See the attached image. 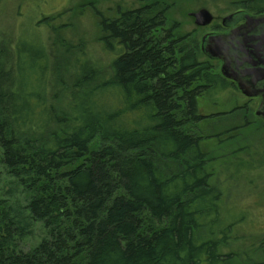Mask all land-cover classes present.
Masks as SVG:
<instances>
[{
    "label": "trees",
    "instance_id": "trees-1",
    "mask_svg": "<svg viewBox=\"0 0 264 264\" xmlns=\"http://www.w3.org/2000/svg\"><path fill=\"white\" fill-rule=\"evenodd\" d=\"M137 1L101 21L106 58L60 39L57 17L38 21L54 44L0 33V183L25 197L0 192V264H252L229 249L243 214L221 205L200 127L198 100L227 82L196 62L172 0Z\"/></svg>",
    "mask_w": 264,
    "mask_h": 264
},
{
    "label": "rangeland",
    "instance_id": "rangeland-1",
    "mask_svg": "<svg viewBox=\"0 0 264 264\" xmlns=\"http://www.w3.org/2000/svg\"><path fill=\"white\" fill-rule=\"evenodd\" d=\"M171 2L176 5L174 19H177L180 31L191 34V41H199L205 31L195 27L189 13L205 8L214 17H221L230 7L228 0ZM139 5L137 0H0V33L8 37L20 31L28 37L43 35L54 44L58 41V32L39 25L38 21L57 17L49 26H67L60 31V39L67 42L81 37L90 52L106 58L99 40L101 21L114 20L117 10L134 9ZM211 87L198 100L200 114L208 117L200 127L202 135L210 138L204 142V150L210 152L208 171L213 175L211 184L220 190L224 209L232 207L243 214L241 222L229 234V249L235 255H244L246 250L253 257L252 264L254 259L256 264H264V122L254 116L255 99H248L241 93H217L216 96L213 91L219 87ZM232 128L237 129L224 134ZM232 161L229 168L226 164L230 165ZM235 171L239 175L233 179L231 175ZM8 189H12L9 181L2 180V198L22 205L24 194L19 191L12 198ZM32 231L30 238L22 244L25 251L43 235L38 223H33Z\"/></svg>",
    "mask_w": 264,
    "mask_h": 264
},
{
    "label": "flooded vegetation",
    "instance_id": "flooded-vegetation-1",
    "mask_svg": "<svg viewBox=\"0 0 264 264\" xmlns=\"http://www.w3.org/2000/svg\"><path fill=\"white\" fill-rule=\"evenodd\" d=\"M228 1L230 7L225 10L226 12L221 17L212 15L213 20L208 26H195L205 31L199 41L194 39L198 43L195 53L197 55L196 62L204 64L208 76L217 77L227 82V88L217 89L213 93H243L234 80L223 76L222 68L229 75H234L239 81L253 82L254 87L252 89L255 93H264V42H261L264 40V0ZM175 7L174 4V9ZM174 9L172 11L173 17L177 14V10ZM175 21L177 23V19ZM189 35L190 39L191 34ZM205 36H221L225 39V52L219 54L218 51L211 50L214 57L205 54L202 50V39ZM243 40L246 42L243 43ZM175 41L177 42V37ZM242 96L244 95L242 94ZM248 99L257 101L254 116L264 122V118L257 114L258 110L262 112V108L259 109L261 97Z\"/></svg>",
    "mask_w": 264,
    "mask_h": 264
},
{
    "label": "water",
    "instance_id": "water-1",
    "mask_svg": "<svg viewBox=\"0 0 264 264\" xmlns=\"http://www.w3.org/2000/svg\"><path fill=\"white\" fill-rule=\"evenodd\" d=\"M189 17L193 19L194 25L197 27H206L208 26L212 20L213 16L211 13L205 9L201 8L198 11L191 12L188 14ZM246 40H243V43H245ZM261 42H264V40H261ZM226 44V40L223 39L221 36H208L204 37L202 39V50L205 54L212 57L211 50L218 51L219 54H222L225 52L224 45ZM214 57V56H213ZM222 74L224 77L230 78L234 80L237 83V86L239 90H241L243 95L248 98H254V97H261V103L260 108H262V112L260 110L257 111V114L262 116L264 118V93H255L254 89V83H246L243 81H239L234 75H229L224 68H222Z\"/></svg>",
    "mask_w": 264,
    "mask_h": 264
}]
</instances>
